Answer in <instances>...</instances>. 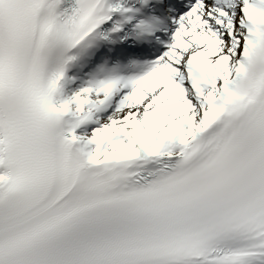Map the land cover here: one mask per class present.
<instances>
[{
	"label": "bare ground",
	"instance_id": "bare-ground-1",
	"mask_svg": "<svg viewBox=\"0 0 264 264\" xmlns=\"http://www.w3.org/2000/svg\"><path fill=\"white\" fill-rule=\"evenodd\" d=\"M232 25L229 30L225 28V41L217 48L215 56L222 60L228 71L234 69V63L239 50V38L237 32L241 30L242 8L231 0ZM241 18V19H240ZM132 104L121 112L108 115L99 127L88 133V137L93 141L103 139L106 136L113 137V147L105 151V156L117 160H123L139 153L151 143V138L162 128L173 121L174 127H167V131L176 132L180 137L186 133H192L204 120L208 101L198 99H186L182 102L181 111L172 112L168 106L165 107L162 115L166 116L164 122L160 121L161 115L152 114V110L157 106L154 98H149L147 93L137 90ZM72 92L70 93L71 96ZM80 97L79 93L72 94V98ZM69 100V98L67 99ZM70 101V100H69ZM74 106V102L71 103ZM163 125V126H161ZM92 153V151H90ZM1 158V157H0ZM100 159L95 160L97 165ZM3 179L0 178V184Z\"/></svg>",
	"mask_w": 264,
	"mask_h": 264
}]
</instances>
